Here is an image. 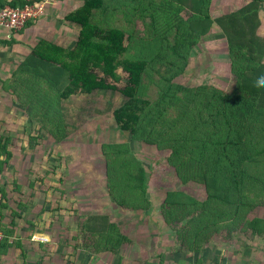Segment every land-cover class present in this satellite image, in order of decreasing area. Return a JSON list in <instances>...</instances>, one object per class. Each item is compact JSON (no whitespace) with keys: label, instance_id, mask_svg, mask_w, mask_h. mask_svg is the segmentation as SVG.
Instances as JSON below:
<instances>
[{"label":"trees","instance_id":"trees-1","mask_svg":"<svg viewBox=\"0 0 264 264\" xmlns=\"http://www.w3.org/2000/svg\"><path fill=\"white\" fill-rule=\"evenodd\" d=\"M213 1L81 0L63 17L78 29L73 44L40 38L13 71V94L23 113L55 142L67 136L74 114L83 113V104L81 111L69 108L70 98L81 95L92 109L95 94L110 93L105 104L128 141L111 144L108 151L101 146L107 197L122 210H148L153 202L148 189L159 169L173 173L177 186L163 190L159 200L162 225L178 240L179 251L194 253L211 237L229 238L236 228L264 233V216L252 213L264 208V88L254 86L264 73V37L258 33L264 0H242L216 16ZM25 3L8 2L13 7ZM121 3L131 4L125 14H132H127L129 22L141 19L142 30L136 22L125 29L109 23L106 12L113 14ZM213 28L226 43L233 76L228 92L212 83L179 81L192 49ZM132 47L135 53L127 55ZM150 71L159 75L154 100L141 92ZM132 141L154 147L157 159L146 167L131 150ZM2 154L0 163L9 158L6 143H0ZM189 183L202 187L203 195L185 190ZM0 193L3 202V189ZM80 233L82 240L73 248L103 258L123 260L120 248L134 249L131 238L105 214L86 217Z\"/></svg>","mask_w":264,"mask_h":264},{"label":"rangeland","instance_id":"rangeland-1","mask_svg":"<svg viewBox=\"0 0 264 264\" xmlns=\"http://www.w3.org/2000/svg\"><path fill=\"white\" fill-rule=\"evenodd\" d=\"M242 3V0H214L212 15L216 16L229 9H234ZM129 7H131L130 4ZM127 9L126 6H122L112 15L108 11L106 17H111L109 23L125 29L136 22L139 30H142L145 25L141 19L135 18L129 22L132 17L127 16V14H132H125ZM100 11L95 10L94 14ZM260 15L261 24L258 33L264 37V4L260 6ZM97 17L100 18V15ZM149 20V18L144 19L145 22ZM77 30V27L73 25L72 33L68 31L63 37L62 42L66 46L73 44ZM52 35V32L48 33L47 37L51 38ZM168 38L172 41V33L168 34ZM202 39L203 42H199L192 49L188 66L179 77V81L189 86L212 83L227 92L230 91L233 86V76L229 68L223 34L218 28H213L211 33ZM134 53L135 50L132 47L127 55ZM158 78L159 75L155 71H150L149 76H146L143 81L141 92L151 100L157 96L158 89L155 81ZM17 84V89L22 90L23 84L19 81ZM111 98L109 92L95 94L93 100H90L96 106L92 109L87 106V100L83 96L77 95L70 98L68 101L69 108H76L74 111L79 108L78 110L81 111L79 105L83 104L85 107L82 108L83 113L74 114L73 124L68 123L67 136L56 144L53 143L55 139L50 134L45 130L38 131L37 126L32 127L28 120L18 123L19 125L24 123L23 129H17V136L20 137L21 134L24 136L22 138L28 141L29 152H23L22 155V157L28 155V160L24 162V167H22V161L19 159L18 164L20 168L22 167L19 173L8 177L7 172H4V179L1 176L0 184L5 185L9 181L6 195L10 202L12 201L14 204L22 202L23 206L28 207L38 205L39 202L47 210L44 213L40 212L41 215L36 220L43 218L48 236L38 234V238L41 240L50 239V245L55 243V250H50V247L45 249L51 255H55V253L57 255L61 251L62 260L56 261L55 264H137L135 262L139 264L140 259H149L148 256L152 253L151 248L155 246L157 240L160 242L158 244H164L159 245V247L166 252L174 251L178 247V240L168 231L167 227L162 225L158 206L163 190L177 186L178 181L173 173L165 175L163 170L159 169L155 183L148 189V195L153 202L151 208L145 211L122 210L106 195V180L101 163L103 157L100 152L101 146L108 151L111 144L128 141L126 134L117 129L110 117L109 106L105 103ZM17 116L20 121L21 118L24 119V113ZM14 142L16 143L18 140L16 139ZM131 150L146 167L151 164L152 159H157L158 152L154 147L132 141ZM184 187L190 194L200 197L203 195V188L200 186L189 183ZM20 210L26 212L28 209L21 208ZM252 213L264 216V208L255 209ZM92 214L107 215L110 220L119 224L122 231L127 235L137 230L138 236H140L138 242L145 246H140L141 249L140 247L138 249L130 248V246L129 248L127 246L121 247L118 252L124 257L123 260H119L118 255L103 258L81 248L74 249L73 244L75 245L82 240L81 224L86 217ZM254 234L252 231L243 233L236 228L230 238H224L220 235L211 237L208 243L210 249H205L202 252L204 253L203 258L205 261L211 260L213 261L211 264H215L219 260L222 261L223 256L221 257L220 253L223 254L229 249L233 248L239 253H247L250 248L257 245H255L256 236H253ZM150 235L157 240L150 238ZM263 238L257 239L260 241L261 239L264 240ZM132 241L134 243V240ZM145 249H147V253H145ZM194 255H198V252H195ZM156 262L157 260H147L146 264H155Z\"/></svg>","mask_w":264,"mask_h":264},{"label":"crops","instance_id":"crops-1","mask_svg":"<svg viewBox=\"0 0 264 264\" xmlns=\"http://www.w3.org/2000/svg\"><path fill=\"white\" fill-rule=\"evenodd\" d=\"M9 1L11 0H0V4L8 3ZM26 1L27 3H39L42 5V14L37 18L29 19L23 27L18 30L0 27V143H6L9 152L8 160L0 163V178L3 177V179L4 172H7L6 175L8 177L12 174L15 176V174L19 173V170L24 167V162L28 160V155L27 157H22L23 152H29V146H27L28 141H25L21 134L20 137L17 136V129H23L24 124L19 125L18 123H22L23 121L26 122V120L29 121V119L24 114V119L21 118L20 121L17 116L20 113L23 114V107L17 100V96L13 94V71L28 54L31 45H34L40 38H49L47 37L48 33H53L50 39L64 44L62 42L63 37L68 31L72 33L73 25L65 22L63 17L67 12L76 9L81 3V0ZM116 5L118 10H120L122 6H126V8L129 7V4L121 3ZM110 10L111 9L108 11ZM118 10H115L114 13ZM64 46L66 45L64 44ZM16 139L18 142L15 143L14 140ZM53 143L56 144V142ZM5 156L6 154H2L0 156V161L5 160ZM19 159L22 161L21 168L18 164ZM14 179H12V181H14ZM8 182H6L5 185L0 184V189H3L5 197L0 206V226L3 234L6 230L9 232L6 240L7 243H5L4 247H0V264H55L56 261H61V251H59L57 255L56 253L55 255H51L49 251H45L46 247H50V250H55V243L50 245V239L41 240L38 238V234L48 236V231L45 228V224H43V218H41L43 221L39 219L40 222L36 220L41 215L40 212L44 213L47 210L42 207L39 202V206L35 205L32 207L23 206L22 202H17V204L15 203L16 205L12 201L10 202L6 195L9 187ZM21 208L28 210L23 212L20 210ZM148 230L150 232V229ZM168 231L172 234L170 230ZM128 236L131 240H134V249L145 246L138 242L140 236H138L137 230L133 231ZM253 236H256L255 245H257L254 248H250V251L248 250L250 253H239V251L233 250L232 248L223 254L220 253V256H223L222 261L220 262L219 260L215 264H264V240L261 239L258 241L257 239L264 237V233H255ZM150 238L155 239L152 235H150ZM158 243L160 242L157 240L155 246L151 248L152 253L149 254L150 256L147 255L149 259H140L139 264H146L147 260H157L155 264H211L213 262L211 260L208 262L205 261L203 258L204 253H202L205 249H210V244L201 249L198 255H194V252L179 251L178 247H176L177 249L175 248L174 251L166 252L159 247V245L162 246L164 244ZM158 247L159 250L157 251ZM145 250L144 252L147 253V249ZM217 251L218 249L216 252ZM135 263L138 264V262Z\"/></svg>","mask_w":264,"mask_h":264},{"label":"built area","instance_id":"built-area-1","mask_svg":"<svg viewBox=\"0 0 264 264\" xmlns=\"http://www.w3.org/2000/svg\"><path fill=\"white\" fill-rule=\"evenodd\" d=\"M43 12V7L39 3H25L22 7H13L8 3L0 4V27L10 30H18L29 19L39 17ZM3 198L0 193V204ZM1 222V216H0ZM4 237L0 226V243Z\"/></svg>","mask_w":264,"mask_h":264},{"label":"clouds","instance_id":"clouds-1","mask_svg":"<svg viewBox=\"0 0 264 264\" xmlns=\"http://www.w3.org/2000/svg\"><path fill=\"white\" fill-rule=\"evenodd\" d=\"M254 86L257 88H264V73L260 74L255 82H254Z\"/></svg>","mask_w":264,"mask_h":264}]
</instances>
